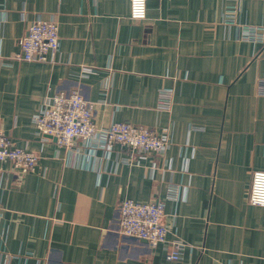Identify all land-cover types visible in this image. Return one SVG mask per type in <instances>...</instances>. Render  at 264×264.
Returning a JSON list of instances; mask_svg holds the SVG:
<instances>
[{"label": "crops", "instance_id": "0c3cea01", "mask_svg": "<svg viewBox=\"0 0 264 264\" xmlns=\"http://www.w3.org/2000/svg\"><path fill=\"white\" fill-rule=\"evenodd\" d=\"M39 19L57 23L60 52L16 59ZM250 28L262 41L245 39ZM259 84L264 0H147L144 21L127 0H0V132L39 156L26 174L0 163V264H264V207L248 201L264 171ZM72 91L95 103L98 128L166 135V152L127 164L119 147L39 135L46 99ZM126 199L164 202L168 240L186 244L179 261L166 260L167 244L121 234Z\"/></svg>", "mask_w": 264, "mask_h": 264}, {"label": "built area", "instance_id": "2783aa9c", "mask_svg": "<svg viewBox=\"0 0 264 264\" xmlns=\"http://www.w3.org/2000/svg\"><path fill=\"white\" fill-rule=\"evenodd\" d=\"M130 4V18L144 21L147 18V0H127ZM260 28H250L243 35L251 41H262ZM60 52L58 25L54 20H36L29 24L20 41V52L15 58L25 62H49ZM92 70H84L89 75ZM257 94L264 95V84H259ZM161 107L168 109L169 92H161ZM95 103L88 101L79 91L62 92L46 99L41 110L33 117L37 133L56 139L59 147L72 149L78 142H84L93 150L108 153L115 147L128 150L124 163L147 158L150 154H164L170 145L166 135L138 128L126 123H113L107 128H98L94 123ZM9 162L22 174L34 172L39 156L17 147L12 139L0 132V163ZM178 188H170L171 199L178 198ZM248 201L251 205L264 207V171H256L252 177ZM120 232L126 237L148 242L155 248L167 244L166 260L181 259L186 244L178 239L168 240L169 229L164 202L138 203L123 200L119 206ZM0 207V224L2 221Z\"/></svg>", "mask_w": 264, "mask_h": 264}, {"label": "rangeland", "instance_id": "374dc122", "mask_svg": "<svg viewBox=\"0 0 264 264\" xmlns=\"http://www.w3.org/2000/svg\"><path fill=\"white\" fill-rule=\"evenodd\" d=\"M47 137V136H46ZM49 137H51V136H49ZM54 138V137H53Z\"/></svg>", "mask_w": 264, "mask_h": 264}]
</instances>
